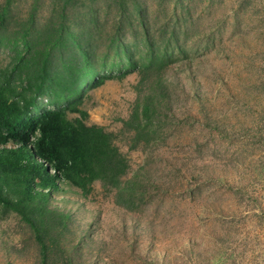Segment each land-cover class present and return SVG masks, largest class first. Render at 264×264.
I'll use <instances>...</instances> for the list:
<instances>
[{"label":"rangeland","instance_id":"374dc122","mask_svg":"<svg viewBox=\"0 0 264 264\" xmlns=\"http://www.w3.org/2000/svg\"><path fill=\"white\" fill-rule=\"evenodd\" d=\"M33 1H14L11 32ZM175 1L145 0L151 38L165 47L175 24L187 53L174 49L143 79L139 67L151 56L143 35L126 32L134 67L127 56L105 55V41L100 59L113 78L87 90L79 105L127 156L123 180L134 182V208L116 203L115 190L100 181L88 195L64 183L47 192L48 206L67 216L47 239L48 264H264V0ZM56 5L43 0L34 26H52ZM23 57L21 39L15 49L1 47L0 68L14 69ZM38 101L56 106L47 94ZM145 102L153 113L141 117L136 141L126 121ZM6 192L21 194L9 185ZM40 252L32 227L0 202V264H42Z\"/></svg>","mask_w":264,"mask_h":264},{"label":"trees","instance_id":"16d2710c","mask_svg":"<svg viewBox=\"0 0 264 264\" xmlns=\"http://www.w3.org/2000/svg\"><path fill=\"white\" fill-rule=\"evenodd\" d=\"M14 1L0 4V48L15 49L21 39L29 57L13 60L14 69L0 68V202L16 210L32 227L42 264H48L47 239L53 231L61 232L67 216L48 206L47 192L64 183L88 195L93 184L100 181L106 189L115 190L116 203L134 208V182L123 180L130 167L127 156L116 145L114 133L101 125L88 124V112L79 107L87 90L113 78L112 73L104 71L106 61L100 59L103 42L107 41L105 55L113 52L127 56L128 64L134 67V51L125 36L128 30L134 40L142 34L151 49L149 63L139 67L143 79L150 77L147 69L161 67L175 56L174 49L185 54L187 50L176 37L175 24L165 47L155 45L145 0H52L58 5V16L51 20L54 26L43 29L33 24L43 0H34L28 16L13 33L10 18L15 17ZM175 2L178 5L179 0ZM165 10L172 18L177 16L175 9ZM102 12L106 13L105 21ZM107 21L110 26L105 25ZM113 66L117 63L108 64L109 68ZM44 94L56 106L40 104L38 99ZM139 105L126 121L136 131V141L142 138L141 117L147 120L153 113L150 103L145 102L141 111ZM70 113L79 115L71 118ZM8 185L18 187L21 194L11 197L6 192Z\"/></svg>","mask_w":264,"mask_h":264}]
</instances>
